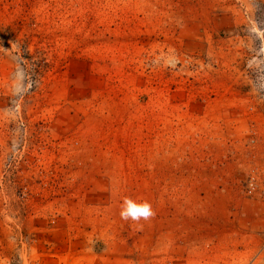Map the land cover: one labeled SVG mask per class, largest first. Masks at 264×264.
Instances as JSON below:
<instances>
[{
    "label": "rangeland",
    "instance_id": "1",
    "mask_svg": "<svg viewBox=\"0 0 264 264\" xmlns=\"http://www.w3.org/2000/svg\"><path fill=\"white\" fill-rule=\"evenodd\" d=\"M0 241L12 264H264V0H0Z\"/></svg>",
    "mask_w": 264,
    "mask_h": 264
},
{
    "label": "clouds",
    "instance_id": "2",
    "mask_svg": "<svg viewBox=\"0 0 264 264\" xmlns=\"http://www.w3.org/2000/svg\"><path fill=\"white\" fill-rule=\"evenodd\" d=\"M154 215L152 205L146 200L138 202L130 197H125L122 201L120 216L124 220L146 221Z\"/></svg>",
    "mask_w": 264,
    "mask_h": 264
},
{
    "label": "built area",
    "instance_id": "3",
    "mask_svg": "<svg viewBox=\"0 0 264 264\" xmlns=\"http://www.w3.org/2000/svg\"><path fill=\"white\" fill-rule=\"evenodd\" d=\"M250 194H252V192L250 191L249 192ZM11 256H8L6 253H5V250L3 248V244L1 243L0 241V264H12V259H13V256L12 254H10Z\"/></svg>",
    "mask_w": 264,
    "mask_h": 264
}]
</instances>
